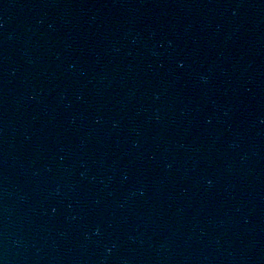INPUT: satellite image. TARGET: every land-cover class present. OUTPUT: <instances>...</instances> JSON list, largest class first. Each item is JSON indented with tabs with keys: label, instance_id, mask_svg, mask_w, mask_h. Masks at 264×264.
Segmentation results:
<instances>
[{
	"label": "water",
	"instance_id": "obj_1",
	"mask_svg": "<svg viewBox=\"0 0 264 264\" xmlns=\"http://www.w3.org/2000/svg\"><path fill=\"white\" fill-rule=\"evenodd\" d=\"M0 264H264V0H0Z\"/></svg>",
	"mask_w": 264,
	"mask_h": 264
}]
</instances>
